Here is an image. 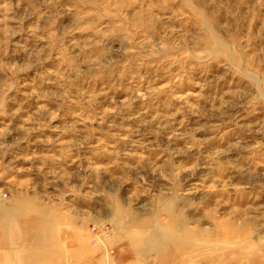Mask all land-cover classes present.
<instances>
[{"label":"rangeland","instance_id":"1","mask_svg":"<svg viewBox=\"0 0 264 264\" xmlns=\"http://www.w3.org/2000/svg\"><path fill=\"white\" fill-rule=\"evenodd\" d=\"M0 264H264V0H0Z\"/></svg>","mask_w":264,"mask_h":264},{"label":"built area","instance_id":"2","mask_svg":"<svg viewBox=\"0 0 264 264\" xmlns=\"http://www.w3.org/2000/svg\"><path fill=\"white\" fill-rule=\"evenodd\" d=\"M2 195L5 197V196H6V193H3ZM98 232H99V231H98ZM98 232H96V230H95V233H96V234H100V233H98Z\"/></svg>","mask_w":264,"mask_h":264}]
</instances>
